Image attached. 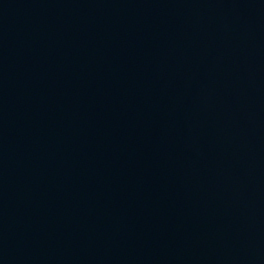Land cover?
Listing matches in <instances>:
<instances>
[{"label": "water", "instance_id": "95a60500", "mask_svg": "<svg viewBox=\"0 0 264 264\" xmlns=\"http://www.w3.org/2000/svg\"><path fill=\"white\" fill-rule=\"evenodd\" d=\"M0 264H264V0H0Z\"/></svg>", "mask_w": 264, "mask_h": 264}]
</instances>
